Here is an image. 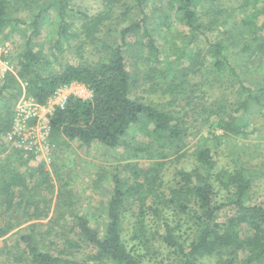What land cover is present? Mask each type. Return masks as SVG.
Wrapping results in <instances>:
<instances>
[{"label":"trees","instance_id":"16d2710c","mask_svg":"<svg viewBox=\"0 0 264 264\" xmlns=\"http://www.w3.org/2000/svg\"><path fill=\"white\" fill-rule=\"evenodd\" d=\"M70 1L26 0L24 4L30 11V17L25 21L11 15L9 0H0V35L6 28H10L20 32L25 38L15 57L18 67L15 76L6 80L3 78L5 82L0 87V96L4 90L18 86L17 80L25 83L26 96L39 104L44 103L60 85L71 82H78L91 92V98L86 100L69 96L65 105L56 108L49 116L53 148L56 147L55 140L59 136L78 140L86 146L98 143L116 148L122 145L129 128L139 123H143L146 136L151 137L145 144L146 149L142 150L154 152L159 158L165 157L166 150L183 143L184 132L180 118L132 97L135 83L127 68L126 52L136 45L140 47V57L143 60L156 64L158 77L163 81L167 78L171 81L178 80L185 77L188 71L200 72L207 84L224 85L230 82L238 86L243 96L241 101H235L234 111H247L251 106L259 104L262 95L253 93L244 85L235 66V53L229 51L226 42L218 40L209 43L203 56H200V51L195 52L190 47L202 30H211L209 25L199 22L195 10L197 4L216 0H167L165 20L170 17L168 13L172 12L174 18L180 20L187 30L183 35L184 45L176 47V52L171 54L175 56L173 59L167 54L161 55L162 51L148 27V13L145 9L148 0H131L133 5L126 6L124 12L126 14L136 9L139 16L120 30L119 43L98 41L96 48L100 58L95 64L68 62L60 64L57 71H54L50 69L53 61L33 41V37L40 33L43 14L52 10L58 19L57 39L52 46L58 52L64 42L78 36V32L72 30L75 20L81 21L83 32L89 33L96 30L105 17H90L74 10L70 7ZM257 2L255 0L250 7L249 0L241 2L237 27L249 39L242 44L239 53L264 50V36L260 34L264 35V0L260 1L263 2L261 5ZM259 17L263 19L258 24ZM184 62H187L186 66L182 65ZM195 65L200 66L193 69ZM182 71L185 72L179 75ZM224 107V100H215L205 109L209 114L218 116L215 125L210 124V127L220 129L223 134L238 133L240 126L234 122L235 116L229 113L230 109L226 110L227 107ZM262 116L264 117V113ZM194 160L193 169L175 171L174 182L165 199L161 200L162 205L153 202L156 200L155 196L159 198L156 174L162 164L158 161L155 166L139 173H135L133 169L135 176L132 183H126L120 176L113 174V186L102 231L92 227L87 217L73 215L77 240L70 246L74 250L82 246L87 249L83 259L76 260L73 256L64 258V252H50L43 239L37 236L36 225H32L28 231L19 234L18 247L21 254L16 255L15 260L19 262L21 256H24L28 258L29 264H143L142 257L129 250L122 239V212L128 210L135 216V223L140 225L138 229L141 233L146 227L145 214L152 215L155 228L151 236L172 255L171 264H197L200 258L212 255L217 256V264H225L222 262L224 254L227 256L226 263L233 264L241 253L245 256L235 264H261L264 262V207L248 202L255 174L245 173L243 168L227 174L224 185L232 188L224 199H219L211 182L215 161L210 147L205 143L196 145ZM40 172L41 180L48 181V172L43 169ZM17 185H22L17 173L12 172L8 177L1 176L0 195L6 209L11 207L10 201L14 197L12 186ZM148 197L151 199L149 203ZM226 206L233 207L235 211L224 221H219V212ZM14 226L10 221L0 223V238ZM133 238L142 240L138 242L139 245L146 242L142 234L133 235ZM72 253L74 251L67 250L70 256Z\"/></svg>","mask_w":264,"mask_h":264},{"label":"rangeland","instance_id":"374dc122","mask_svg":"<svg viewBox=\"0 0 264 264\" xmlns=\"http://www.w3.org/2000/svg\"><path fill=\"white\" fill-rule=\"evenodd\" d=\"M9 1L11 15L27 21L30 11L24 4L26 0ZM254 1L249 0V7ZM256 1L258 5L263 3L261 0ZM241 2L242 0H216L197 4L195 10L199 22L209 25L211 30H202L190 47L195 52L200 51V56H203L209 43L218 40L227 43L229 51L235 53V66L244 85L253 93L262 95L259 104L251 106L247 111H234L236 102L241 101L243 96L234 83L207 84L200 72L190 71L178 80L171 81L167 78L163 81L158 77L156 64L140 57L139 46L136 45L126 52L127 68L135 83L132 97L151 104L160 111H166L180 118L182 122L183 143L166 150L165 157L159 158L154 152L142 150L146 149L145 144L151 137L146 136L143 123H139L129 128L119 147L108 148L98 143L86 146L78 140L59 136L55 140L56 147L51 152L49 163L36 160L33 155L14 148L5 139L11 124L10 117L17 103L22 97L28 98L24 92L25 83L17 80L18 86L4 90L0 96V182L1 176L8 177L14 172L21 178L22 185L12 186L14 197L10 201L11 207L7 209L0 195V223L10 221L15 225L9 233L0 238V264H29L27 257L21 256L22 259L17 262L15 256L21 254L18 247L19 234L28 231L32 225H36L37 236L43 239L53 254L64 252V258L73 256L76 260L83 259L87 249L82 246L74 250L70 246L77 240L73 215L87 217L92 227L102 231L113 186V174L120 176L126 183H132L135 176L133 169L135 173H139L155 166L158 161L162 164L156 174L159 198L155 196L156 200L153 202L162 205L161 200L165 199L170 185L174 182L175 171L193 169L196 145L204 143L210 147L215 161L211 182L216 197L224 199L232 188L230 185H224L227 181L224 177L238 168H243L245 173L255 174L248 202L264 207V50L238 52L242 44L249 39V36L237 27ZM131 4V0H71L70 7L74 10L90 17L105 16L97 25V29L89 33L83 32L82 22L75 20L72 30L77 31L78 36L69 39L67 43L64 42L58 52L52 49L57 39L58 19L55 12L49 10L43 14L40 33L33 37V41L47 54L48 59L53 61L50 69L54 71H57L60 64L68 62L93 65L100 58L96 48L97 42L119 43L120 30L138 18L136 9L125 14V7ZM167 7V0H148L145 9L148 13V27L156 45L162 51L161 55L167 54L173 59L175 56L171 54L176 52V47L184 45L183 35L187 30L180 20L174 18L172 12L168 13L170 17L165 20ZM262 19L263 17H259L257 23H261ZM260 34L264 36L263 33ZM24 40L20 32L10 28H6L0 35V60L8 66L5 80L15 76L18 69L15 57ZM4 50L6 52L1 53ZM182 65L186 66L187 62ZM199 66L195 65L193 69ZM184 72H179V75ZM5 80L0 81V87ZM215 100H224L226 110L230 109L229 113L236 119L234 122L240 126L238 133L223 134L220 129L210 127V124L215 125L218 116L209 114L205 109ZM149 156L152 158H148ZM40 169L48 172V181L41 180ZM149 198L148 203L151 201ZM234 211L233 207L226 206L219 212L218 220L224 221ZM122 213V239L127 248L138 253L143 264H171L172 255L151 236L155 228L152 215L145 214L144 224L147 230L144 228L141 233L138 229L140 225L135 223L132 212L127 210ZM140 234L146 239L143 245L138 243L141 239L133 238V235ZM67 250L74 251V254L70 256ZM244 256V253L239 254L233 264L239 263ZM226 259L224 254L222 262L225 264ZM217 263L218 258L215 255L200 258L197 262Z\"/></svg>","mask_w":264,"mask_h":264},{"label":"built area","instance_id":"2783aa9c","mask_svg":"<svg viewBox=\"0 0 264 264\" xmlns=\"http://www.w3.org/2000/svg\"><path fill=\"white\" fill-rule=\"evenodd\" d=\"M7 69L6 62L0 60V81L4 78ZM69 96L86 100L91 98V92L82 84L71 82L56 88L42 104L36 103L29 97H22L12 113L10 128L5 139L14 148L48 164L53 150L49 116L56 108H62Z\"/></svg>","mask_w":264,"mask_h":264}]
</instances>
